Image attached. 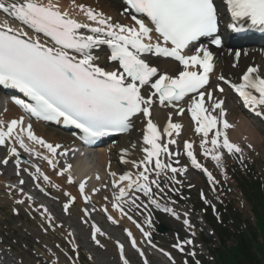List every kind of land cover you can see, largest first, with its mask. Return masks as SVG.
<instances>
[{
	"label": "snow or ice",
	"instance_id": "1",
	"mask_svg": "<svg viewBox=\"0 0 264 264\" xmlns=\"http://www.w3.org/2000/svg\"><path fill=\"white\" fill-rule=\"evenodd\" d=\"M71 4L92 23L76 19L70 11L62 9L59 0H0V11L22 25L17 28L8 20L0 21V83L19 89L30 98V102L15 100L29 116L75 126L82 130V140L89 146L111 133L129 132L134 127L133 118L144 117L146 126L143 129L142 151L145 155L138 161L127 160L125 155L128 150H122L125 155L121 156V161L131 163L136 172L129 171L120 175L119 180L112 181L118 188L113 207L123 216L133 219L125 211V205L137 210L144 207L137 204L136 192L142 193L149 198L150 203L160 208V202L154 198L153 187L158 193H164L161 178L170 183L177 174L188 171L187 166L173 167L172 163L161 159L162 155L179 157L180 153L171 151L169 145L177 143L171 137L173 134L179 136L183 125L174 123L170 113L167 126L163 129L169 139L166 143L163 142L161 130L153 117V106L157 103L161 106L171 105L178 108L179 114H183L184 108L179 107L178 102L194 94L188 111L196 123L195 131L202 134L200 147L203 155L215 161L218 167H223L225 149L230 154H242L240 146L231 142L228 137L227 130L233 125L225 118V101L209 90L216 68L214 53L204 45L195 47L192 54H187L186 51L202 37H210L211 44L222 46L221 38L216 35L219 24L215 0H126L128 7L124 12L130 15L133 24L113 22L102 11L98 12L83 4L77 5L75 0H71ZM226 7L232 19L237 22L230 25L234 31L243 30L242 22L249 21L252 28L264 32V0H226ZM85 29L88 30L87 33L82 31ZM101 45H108L111 49L108 60L116 65L112 70H107L97 62L99 57L94 50ZM146 54L173 59L183 66V70L177 75H170L151 64L145 58ZM240 56L239 51L235 52L237 62ZM218 80L228 83L253 111L264 108V74L259 65L247 68L242 83H232L223 74L218 76ZM216 87L219 93H224V87ZM24 121L25 117L21 116L7 123L6 130L5 127H0V145H5L14 138L25 151L31 152L33 149L21 135L26 133L30 140L48 149L51 156L43 158L53 169H57L59 164L57 157L65 160L64 166L58 169V174H67L68 182L75 183L73 165L67 162V158L70 153L75 155L79 150L46 141L34 133L31 123L25 125ZM209 133H213L211 139ZM135 146L132 145L133 148ZM184 148L192 166L206 173L215 190L219 181L199 162L193 142L185 141ZM9 153L10 157H16L15 163L19 170L21 160L16 147H10ZM0 163L7 165L9 158L0 160ZM176 163L179 164L178 159ZM31 175L36 180L42 177L44 181H50L39 167ZM111 175L116 177L117 174L112 172ZM96 178L99 179V175ZM87 179L90 177L79 181L78 187L85 201H90L91 196L85 194ZM125 181L127 183L120 186ZM19 183L23 185L25 181L21 179ZM176 183L180 184L182 181L176 180ZM14 187L16 186H10ZM18 190L23 192V188ZM65 195L70 197L63 206L68 211L69 205L76 198L71 193ZM201 197L206 203H210L203 192ZM27 198L32 199L31 196ZM24 202L23 199L16 201L17 204ZM163 210L178 217L171 208L165 206ZM47 211L44 208L41 214L44 215ZM103 211L107 212V207ZM14 212L18 214L19 210L14 209ZM46 219L50 224L53 223L54 218L50 214ZM108 219L118 223L110 215ZM146 222L151 224L150 216L146 218ZM184 224L190 230L194 229L189 219H185ZM93 227L95 231L92 238L100 244L96 237L101 229L95 225ZM137 227L144 237L151 236L141 225L137 224ZM125 231L132 238V247L141 257H145L144 264H148L145 253L138 247L132 232L127 229ZM192 235H195L194 230ZM148 243H152L151 239ZM117 244L123 264H130L125 256L124 245L119 241ZM193 245L194 240L189 238L173 247L184 253L185 246ZM159 250L165 252L164 249ZM188 254L196 256L195 250ZM165 255L171 264H176L171 253L165 252ZM183 264H188V260L185 259ZM195 264H201V261L197 259Z\"/></svg>",
	"mask_w": 264,
	"mask_h": 264
},
{
	"label": "rangeland",
	"instance_id": "2",
	"mask_svg": "<svg viewBox=\"0 0 264 264\" xmlns=\"http://www.w3.org/2000/svg\"><path fill=\"white\" fill-rule=\"evenodd\" d=\"M86 3L87 4L84 5L94 8L91 5L92 3ZM253 124L254 123L250 125L255 128ZM46 129L48 130V128ZM259 131L264 139V127L260 126ZM56 133L58 134L56 135L57 138L61 137L60 140L66 142V135H60L59 131ZM232 136L234 139H237L243 143L244 150L248 155L245 157H243L242 154L237 157L224 156L225 158L223 163L226 169L229 189L220 187L216 188V190L211 193L212 191L210 189H207L203 177L201 175L198 176L197 171L193 167L192 169L187 171V173H189V178L183 176L182 183L180 184L175 185V183L172 181L170 183H166V181L163 180V185H161V187L165 188L164 193H158L156 197L154 196V198L157 199L161 204L167 205L171 202H174L178 207L190 209L191 211H193V214L191 215V221L194 225V229L190 230L189 228L184 227L180 222H175L167 216L157 215L155 224H163L165 226L167 225L170 228V230L164 234H160L157 232V240L165 248H170L171 244H173L177 239L174 236L175 232H178L180 234V240L189 238L193 239L197 245H200V248L198 249V259L201 260L203 264H218L215 259L217 253L216 251H219L222 248V245L218 244L215 234H209L214 227H210L201 215V208L205 207L206 205L217 207L221 204L225 205L227 203V206H223L225 207L224 210H226V216L224 217V211L222 210V217L220 216L219 219H223L222 222L225 223V225H223L225 228H229L234 232H236V229L233 228L234 226L237 228H244V223H242L243 221L248 223V225H253L254 215L253 210L249 206V204L252 207H255V221H257L256 230L258 234L256 230L255 232L258 237V242L260 244L263 243L264 251V204L260 206L258 203V206H255L254 201L250 202L248 199L249 204L244 201L240 186L237 185L234 177L232 176L233 173H235L237 176H240L239 173L247 174L251 169L252 172L250 173L251 175L249 174L248 176V181L255 180V176L264 180V145L260 146L253 144V149L249 147V145L252 146V142L249 140V138L251 137V132L249 129L233 131ZM63 137H65L66 139H64ZM198 146H200L199 142H193L194 149L195 147L198 148ZM208 165L211 168L213 167V165H210V163ZM9 166L12 168L11 165ZM1 170L2 168L0 167V171ZM190 171H193V174ZM8 175L10 176L12 174L8 173ZM191 177H193V179H190ZM9 179L10 178H8L7 176L0 174V249L4 254L12 255L18 260H22L20 262L22 264H49L50 262H52L51 255L56 254V252H59L65 258L71 250L70 243L66 238V234L68 233L67 231L73 230V228H71L73 226H70L72 224V222L70 221L71 219L64 220L65 226H63L62 228L58 227L59 224H57V222V227L53 225V227L49 228V226L42 219V215L39 211L35 212L33 208H27L26 206L17 204L16 202L14 203V201L10 200L11 197L15 198V195H11L14 193L10 192L8 188L4 187L8 185L7 182L10 181ZM216 179L222 182V185H225L223 182L225 178L223 177L222 173L218 174ZM15 182L17 183V181ZM195 182L198 185L196 188H193L194 185H196ZM29 185L31 186V183H29ZM61 185L62 184H59V187H61ZM190 185L192 186L190 187ZM30 186H27V188H30ZM5 189L8 190L9 193ZM173 189H178V191H173ZM26 191L29 193V195L35 196L33 192L29 190ZM201 192H203L204 196L207 198V201H210V203H206L205 200L204 202L201 201L199 197ZM7 196H9V198H7ZM256 196L257 201L259 202V194H256ZM21 199L22 198H18L16 201ZM49 201L50 200H46V202ZM57 206L58 203H54L53 208L55 209ZM76 206L81 207V204H77ZM33 207H37V205L35 204L33 205ZM14 209H18L19 213L16 214V212H14ZM235 210L239 213V216L241 218L239 220L240 222L236 220ZM41 211H44V208H42ZM54 213L62 214L59 206L55 209ZM40 223H42L45 228L43 226H40ZM41 229H48V231L47 233H45L44 230V234ZM193 230L195 231L194 236L192 235ZM231 234L232 237H230V239L225 243L226 246H231L236 241L235 235L233 233ZM205 240H208V242H205ZM81 243L83 248H80L79 255H74L75 257H79L80 264H106L107 261L105 260V262L104 259H101V254L104 253L103 251L97 248L93 249L94 251L88 249L87 247H85L86 244L83 243V240L81 241ZM110 246L111 248H113V244H110ZM74 252L75 251H71L72 254H74ZM106 255H108V253ZM132 259L136 260V264H141L134 255ZM179 259H177L176 264H182V259ZM149 260L152 264H163V259H160L156 255L151 257ZM62 261L63 260H61V263ZM262 262L264 263V253L262 255Z\"/></svg>",
	"mask_w": 264,
	"mask_h": 264
},
{
	"label": "bare ground",
	"instance_id": "3",
	"mask_svg": "<svg viewBox=\"0 0 264 264\" xmlns=\"http://www.w3.org/2000/svg\"><path fill=\"white\" fill-rule=\"evenodd\" d=\"M86 2L92 3L91 5L94 7L93 8L94 10H96L98 12L102 11L103 13H106L105 14L106 16H109V15L113 16V17H115L116 20H121L124 17L123 14H118L120 11V8L122 6L119 0H75V3L77 5L87 4ZM59 3L61 5L62 9L70 11L71 14L76 19L79 20V18H81L84 21L87 20V18L82 13H80L77 9H74L72 7L71 0H59ZM2 20H8L12 26H15L17 28L22 27V25H20L17 21L12 19L8 14L0 11V21H2ZM25 30H27V29H25ZM82 31L88 32L87 29L82 30ZM94 53L96 56L99 57V60L97 62L102 63L103 61H105L104 60L105 57H103V55H104L103 52L96 51ZM217 58H218V67H217V70L214 74L215 78L219 75L220 72H222V74L225 77L233 80V79L238 78L241 71L245 69L244 66L249 67V66H255V65H259L262 69V74H264V52L261 49L260 50L255 49L254 47L243 49L242 55L239 58L238 62H236V59H235V56L233 55V53H232V55L231 54L229 55L228 52H223L221 50L217 51ZM152 61L154 62L155 66L160 68L162 71L172 70V69H174V71L177 70L176 64L174 62L169 61V60H160V59L157 60V59H155ZM110 64H111L110 70H112L115 67V65H114V63H110ZM234 64L236 66H233ZM220 96L221 97L225 96V105L226 106H224V107L228 108V113H227V116L225 118L234 124V126L232 128H229L227 130L228 134L231 135L233 133V131H238L241 129H249L251 132V137L249 138V140L252 142V144L263 146L264 145V139H263V136L261 135V133L259 131V127H257L255 124H253L255 126V128L252 127V125H250V124H252L254 119H252L248 115L245 116L246 114L244 115L241 112L238 104L235 101L231 100V97L229 96L228 93H223ZM2 98L4 99L5 97L0 93V100ZM189 104H190V100L183 102V106L189 107ZM262 109L264 110V108H262ZM186 112H188V111H186ZM18 113H19L18 109L11 104L9 105V107L7 109L6 108L1 109V115L8 117V118L15 117L18 115ZM170 113H171V116L174 113V115H175L174 119H176L177 112H176V110L174 112L173 108H170L169 106H160L159 104H156L153 107L154 121L158 124V126H161L162 128L165 127V125L169 119ZM179 119H182V118H178L176 120H179ZM183 119L186 122V124H185V129L183 130V133L180 136L181 139H187V141H191L194 143L199 142V145H200V141L202 139V134L197 133L195 131L196 128L193 129V127L190 125V123L186 119V116H184ZM46 128H48V127L44 124L32 125V129L37 130L40 137L42 136V137L47 138L48 139L47 141L56 142L54 144H60L64 148L75 147L74 141L68 139V140H66V142H69L67 144L66 142L60 140L61 137L57 138L56 135H58V134L56 132H58V130H55V132H53L54 130L49 132ZM213 131H215V130H213ZM60 135H66V133H62ZM193 135H194V137H193ZM212 135H213V133H209V139H211ZM140 137H141V125L137 121L135 129L130 134L120 137L118 144L117 143L116 144H110L106 148L100 147V148L96 149L95 152H96L97 157L94 160V165L84 163L83 158L75 159V161H74L75 164H74V169H73L75 174H80L82 172H85V170H88L89 168L92 167L94 170L98 171L102 175V180L101 181L95 180V185H94L95 188L101 187L103 189V193H101V195H97L94 197L95 201L99 202V205L97 206L98 209L100 208V205L104 204V203H100L101 199H103L104 196L112 197V196H116L118 194V188L115 187L112 183L113 179L119 180L120 175H123L129 171H131L133 173L136 172V169L133 167V165L131 163H123L121 161V158H119V156L125 155L122 150L127 149L128 151H127V154L125 155V159L137 160V161L142 159L145 154L142 151L143 144L140 142ZM191 137H193V138H191ZM63 138L66 139L65 137H63ZM163 142H164V139H163ZM133 144L136 145L134 148L132 147ZM199 147L200 146H198V148ZM20 154H22V151H20ZM7 155H9V150L7 148H0L1 160L6 158ZM11 159H12V161H15L16 157H11ZM19 159H21V158H19ZM27 163H28V160L26 162V158L23 159L24 169L26 167H28ZM58 169L59 168L56 169V173H55L56 180H60L58 175H57ZM5 171L7 173H11L10 171H12V170L10 168H6ZM15 171L16 170L13 169V172H15ZM13 172L11 174H13ZM112 172H115L117 174L116 177H113L111 175ZM190 172L193 174V171H190ZM47 174H50V173H47ZM63 178L66 180L67 177L64 176ZM40 180L42 183H44L46 185V183L42 177ZM126 183H127L126 181L122 182L120 186H124ZM61 184H63V183H61ZM63 186L64 185H61V187L58 186L59 188L55 189V192H54L55 194L53 197L54 202L56 201L57 203L63 204V202H65L68 199L65 195H63V191L61 190V188ZM4 187H6V186H4ZM6 188L11 189L9 187H6ZM71 188H72V186L70 184H68V190H71ZM64 192H65V190H64ZM112 193H114V194H112ZM17 197H20V196H16V198ZM7 198H9V196H7ZM16 198L13 199L11 197L10 200L11 201L14 200V203H15ZM53 201L52 200L49 201V204H51L52 206H54V203H52ZM3 202H4V200H3ZM77 204H74L70 208L71 214L69 217L71 219L70 221L72 222L73 225L76 226L77 231H78L75 239H77V242L80 241V243L83 240V243L86 244L85 247H87L88 249H96L94 244L86 237V233L88 230H89V236H90V226L88 223H87V225L83 224V221H85L86 219L84 218L82 211L81 210L79 211L80 206H76ZM82 206L83 205L81 204V207ZM92 208L94 209L93 206H92ZM138 212L143 213L144 210L140 209V210H138ZM94 214H95V216L93 218L94 220L98 221V219H102L99 212H97L96 210L94 211ZM121 222L126 226H128V224H129L126 221H121ZM109 230L110 231L106 235L105 240L103 242H100V247H97V249L104 252L101 254V259H104V261L106 260L107 261V262L105 261L106 264H121L118 260L117 249L115 248V246H114V248H111V246H110V244L112 243L111 241H115V239H117V237H118L117 234L119 232V228L112 226V228H110ZM76 250H78V249H76ZM107 253H108V255H106ZM13 261L17 262V259L14 257H11V256L5 257L3 254L2 255L0 254V264H14ZM65 263L66 262L63 260L62 264H65Z\"/></svg>",
	"mask_w": 264,
	"mask_h": 264
},
{
	"label": "trees",
	"instance_id": "4",
	"mask_svg": "<svg viewBox=\"0 0 264 264\" xmlns=\"http://www.w3.org/2000/svg\"><path fill=\"white\" fill-rule=\"evenodd\" d=\"M255 186V184H253ZM260 195L261 204H264V190ZM222 234L226 238L228 236L226 229H221ZM251 236L248 237L247 233L241 234L238 238L237 244L230 250H227L226 254H222L219 262L221 264H264L262 262L263 247L259 245L257 236L251 232Z\"/></svg>",
	"mask_w": 264,
	"mask_h": 264
}]
</instances>
